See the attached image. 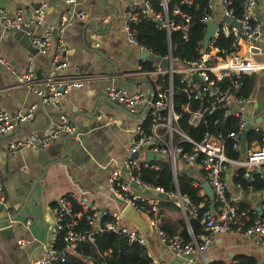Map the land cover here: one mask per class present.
<instances>
[{
	"label": "crops",
	"instance_id": "0c3cea01",
	"mask_svg": "<svg viewBox=\"0 0 264 264\" xmlns=\"http://www.w3.org/2000/svg\"><path fill=\"white\" fill-rule=\"evenodd\" d=\"M145 1L78 0L71 4L67 0H0V8L7 9L13 16L20 13L27 23V28L11 31L0 24V56L16 71L23 73L31 67L40 80L75 77L84 73L97 77L83 88L71 90L55 106L41 103L36 94L19 86L16 76L0 66V111L15 114L37 105L32 121L22 124L8 135H0V185L3 187L0 208L8 200L0 212V219L21 211L31 185L40 179L48 166L44 179L34 188L19 219L0 224V264H34L45 258L46 250L52 244L51 230L58 199L63 194H74L103 213L122 215L126 204L113 196L108 179L112 171L130 157L134 130L146 118V115L142 116L146 105L132 113L124 106L111 102L106 89L115 86L126 89L129 94L141 91L150 98L149 79L137 74L138 68L144 66L145 62L143 49L130 43L124 28V14L129 6L143 5ZM43 5L52 10L38 26L35 10ZM81 12L86 14L85 20L74 19L64 29L56 27L61 14L64 17ZM256 17L260 36L255 41L253 57L264 64V0H258ZM228 18L223 0H212L211 21L221 26L228 23ZM27 32L41 37L50 34L54 40L52 49L48 53L38 51L32 46ZM58 43L66 47L60 59L56 57ZM241 50L245 55L244 43ZM252 77L255 82L250 97L246 98L245 111L247 117L255 120L253 129L259 128L264 137V69ZM102 116L103 119L100 118ZM108 116L113 117V122L107 119ZM62 119L78 125L79 134L75 137L64 134L50 146L41 149L9 151L12 141L42 135ZM194 169L200 171V176L203 175L200 167L195 166ZM238 169L230 165L224 174L231 188L230 196L236 200V205L245 201L252 210H258L264 204V189L245 193L235 186ZM255 171L262 173L261 169H254L251 175ZM137 214L138 222L122 217L126 223L146 235L147 248L156 261L188 264L185 258L176 255L152 233L148 215ZM175 216L179 217L180 214L176 213ZM20 240L26 241L23 248L18 245ZM217 252L225 256L223 260H229L234 254H242L261 261L264 259V239L258 243L254 236L246 235L245 231L226 235L220 237L209 252L211 263L219 261L214 259ZM165 256L167 258L163 259Z\"/></svg>",
	"mask_w": 264,
	"mask_h": 264
},
{
	"label": "built area",
	"instance_id": "2783aa9c",
	"mask_svg": "<svg viewBox=\"0 0 264 264\" xmlns=\"http://www.w3.org/2000/svg\"><path fill=\"white\" fill-rule=\"evenodd\" d=\"M69 3H76L78 0H67ZM171 0H159L163 7L162 13H156L150 0L140 4H132L124 14V28L127 32L130 43L143 48L138 40L136 31L133 29L141 21L152 17L162 24L160 28L166 29L169 34L173 30L182 31L184 36L189 31L191 17L188 14H182L178 4H174V15H182V20L175 24L170 21L168 10ZM197 0H182V3L193 5ZM232 0H223L224 11L235 25L225 23L217 29L213 39L210 41L208 48L202 50L200 57L189 61L184 69H177L172 53L165 59L171 60L172 68L164 69L159 63H152L151 69L144 66L138 68L137 74L146 77L153 83H158L162 75H169L170 86L166 91L159 89L158 99L151 105L147 114H150L152 126L148 131L143 124L138 125L134 130L133 139L130 146V157L125 160L122 166L112 171L108 179V187L113 196L118 201H123L126 205L134 206L140 213H144L150 217V228L152 233L157 235L159 240L171 249L179 257L185 258L188 264H208L209 252L220 237L240 233L245 231L246 235L254 236L257 242L264 239V204L261 207L262 212L253 210V213L247 211L238 212L236 200L230 196V185L224 179V174L230 165L246 169V178L251 179V171L261 169L264 172V139L262 143L253 142L251 147L247 145L245 156L240 160L230 158L226 151V144L221 134H213L206 132L201 140H194L177 127L180 116L174 111V86L173 75H183L181 80L182 88L189 98L195 97L206 98V106L203 110L190 112L188 124L197 128L205 122L207 116L215 110L221 109L226 117L234 116L238 119V131L229 135L233 141L232 149L241 152V137L243 131L248 124L247 114L245 111L246 98L236 97L234 90L239 89L244 75H252L264 69V64L255 60L254 47L255 41L260 36V25L256 17V8L258 0H244L242 15L238 17L232 8ZM142 6L144 8H142ZM209 8H212V0H209ZM52 8L48 6H40L35 10L36 25H41L46 14ZM86 19V14L72 13L61 19V29H64L73 20ZM202 21L206 24L211 22V11H208ZM0 24L8 31L20 30L27 28L25 19L17 13L13 16L5 9L0 8ZM63 30H61L62 32ZM32 46L41 53H48L53 45L54 40L50 34L43 37L36 35L34 32H27ZM224 37L232 41V52L228 53L216 44V39ZM245 44V55H242L241 45ZM149 51V50H148ZM66 52L63 43L56 46L57 59L62 58ZM153 54L151 51H149ZM0 66L12 73L18 79L19 86L32 91L41 100V103L57 105L60 99L73 89L83 88L89 81L97 79L96 75L80 74L75 77H64L50 80H40L34 70L29 67L25 72L16 71L3 57L0 56ZM230 79L233 87L225 88L221 82ZM160 88V87H159ZM108 99L119 105L124 106L128 111L134 113L140 106L146 105L150 98L143 92L129 94L124 88L110 86L106 89ZM37 105H33L26 111H18L15 114L0 111V135L5 136L14 131L22 124L32 121L35 117ZM188 111V107H185ZM103 119V116L100 117ZM107 119L113 122V117L108 116ZM77 131L76 125L67 119H62L59 123L52 125L42 135H33L27 139L12 141L9 144L10 152H17L21 149H41L50 146L62 135H73ZM256 131H260L256 128ZM180 135L182 139L192 144V151L185 152L184 149L175 145L174 135ZM152 152L155 155L164 154L170 163L174 178L178 179V161L187 166V171L194 169L198 159L201 160V170L205 177L200 176V171L196 169L195 181L193 186L199 189L200 194H207L204 189V182H208L215 196V206L209 210L200 213V207L195 206L193 202L180 194H177L178 206L181 207L184 215L189 210L193 217L201 218L205 233L193 238L192 242L186 243L180 236L172 235L165 232L159 227V211L161 207V198L163 194L168 193L159 187L143 183L137 172L143 164L146 168L158 170L157 165H152L147 160V153ZM138 154V158L134 159V155ZM143 155V157L141 156ZM141 156V157H140ZM126 174L130 179L126 178ZM198 177H202L200 181ZM131 181H136L143 186L150 194L139 191L131 185ZM242 189L241 186H238ZM208 195V194H207ZM3 196V187L0 185V199ZM77 202L82 206L83 212L90 213L88 220L91 226H94L92 232H79L73 229L74 224L65 226L64 220L72 217H81L83 212L75 213L72 209L73 202ZM185 202V205L183 204ZM201 207H203L201 205ZM105 213L98 208L83 201L74 194H63L58 199V207L56 209V218L52 227V244L46 250V256L43 260L34 264H55L66 261L68 255L73 253L79 243L86 241H95L96 236L103 232H111L119 237L127 240L129 244H139L147 247V237L133 225L126 223L120 213L110 214L113 219L107 223L105 228H101L100 220ZM253 216L255 219H253ZM69 229L64 237V249L59 251L56 243L60 238L63 230ZM25 240L18 241L20 247H24ZM148 254L152 257L148 250ZM207 257V258H206ZM153 258V257H152ZM264 260V259H263ZM153 264H165L156 261L153 258Z\"/></svg>",
	"mask_w": 264,
	"mask_h": 264
},
{
	"label": "trees",
	"instance_id": "16d2710c",
	"mask_svg": "<svg viewBox=\"0 0 264 264\" xmlns=\"http://www.w3.org/2000/svg\"><path fill=\"white\" fill-rule=\"evenodd\" d=\"M152 8L156 13H162L163 7L160 5L159 0H150ZM232 8L235 14L240 17L242 15V6L244 0H232ZM178 4L182 14H188L191 17L190 28L186 37L182 31L173 30L171 34L166 29L160 28L157 21L152 17L141 21L133 29L136 31L137 40L139 44L151 51L154 55L161 59H165L171 53L174 58L177 59L182 65L187 66L189 61L200 57L204 47V37L207 30V24L202 21L204 15L211 11L209 8V0H197L193 5H187L182 3V0H171L169 3L168 15L170 21L178 24L182 20V15H174L173 6ZM216 44L221 49L226 50L228 53L232 52V41L230 39L219 37L216 39ZM144 66L146 69H151L152 63L145 61ZM252 75H244L240 88L234 90L236 97L247 98L254 86V78ZM184 79L183 75H173L174 86V111L180 118L177 122V127L194 140H201L206 132L213 134H221L225 140L226 151L230 158L234 160H240L245 155L241 152H236L232 149L233 141L229 138V135L238 131V119L234 116L226 117L221 109L215 110L212 114H209L204 123L199 127L194 128L188 124L190 112H196L203 110L206 104V98L195 97L189 98L181 89V80ZM154 91L155 101L158 99L159 89L166 91L170 86L169 75H162L159 78L158 83H153L149 80ZM221 84L225 88H232L233 84L230 79H225ZM160 87V88H159ZM188 107V111H185V107ZM143 126L150 131L152 126V120L150 114L146 115ZM263 135L261 132L252 129L249 132L247 138V144L250 145L253 142L262 143ZM175 145L181 146L185 152L192 151V144L184 141L180 135H174ZM152 165H157L158 170L146 168L143 164L140 170L137 172L139 179L146 184H150L154 187L164 189L167 193V197L161 198V207L159 211V227L167 233L180 236L186 243L192 242L193 238H197L199 235L205 233L204 226L201 223V218L193 217L188 210L186 215H182L181 208L176 203L175 195L180 194L183 197L189 198L195 206L200 207V213L212 208L211 201L207 194L201 195L199 189L193 186L195 177L192 176L189 171H184L181 175L178 174L177 182L174 178V174L171 165L168 161L150 162ZM195 166H201V160L198 159ZM203 174V173H202ZM246 169L239 168L237 170V176L234 179L235 186H241V188L249 193L256 189H264V172L259 173L255 171L251 175V179L246 178ZM202 177H205L203 174ZM203 205V207H201ZM238 212L247 211L253 213L252 208L247 202L242 201L237 205ZM58 207V205H57ZM72 209L75 213L83 212V208L77 202H73ZM176 213L180 216L176 217ZM105 213L100 220L101 228H105L107 223H110L113 219ZM90 213L84 211L81 217H72L64 220L65 226L74 224L73 229L79 232H92L94 226H91L88 220ZM264 217V215H262ZM253 219L255 217L253 216ZM69 229L65 228L56 243V248L62 251L65 247L64 237ZM260 260L253 256H247L237 254L229 258V260L212 261L211 264H259ZM153 258L148 254V248L139 244H129V242L118 235L111 232L99 233L96 236L95 241H86L79 243L78 247L73 253L68 255L66 261H62L55 264H153Z\"/></svg>",
	"mask_w": 264,
	"mask_h": 264
},
{
	"label": "water",
	"instance_id": "95a60500",
	"mask_svg": "<svg viewBox=\"0 0 264 264\" xmlns=\"http://www.w3.org/2000/svg\"><path fill=\"white\" fill-rule=\"evenodd\" d=\"M61 19H62V14L60 15L59 17V20L56 24V27L59 28L60 25H61ZM228 23H230L231 25H235L236 26V23L235 21H231V19L228 18ZM157 24L158 25H161L162 23L160 21H157ZM219 28V25L216 24L215 22L211 21L207 24V30H206V34H205V37H204V47L205 48H208L209 46V43L210 41L213 39L217 29ZM142 58L145 60V61H148L150 63H159L160 66L164 69H171L172 68V62L171 60H168V59H161L159 57H157L156 55L154 54H151L148 50L146 49H143L142 51ZM155 100V91L151 85V92H150V100L149 102L146 104L145 106V109L142 113V116H145L147 111L149 110V108L151 107V105L153 104ZM116 105H119L117 103H114ZM247 121H248V124L246 126V129L243 131L242 133V137H241V153L243 155L246 154V151H247V138H248V135H249V132L254 128L255 126V120L253 117H247ZM77 128V131L75 132V134L71 135V137H75L79 134V131H80V127L77 125L76 126ZM138 154L134 155V159H137L138 158ZM147 160L149 162H152L154 160H157V161H167V157L166 155L164 154H157L155 155L154 153L152 152H148L147 153ZM47 169H48V166L45 168L42 176L40 177V179H38L36 182H34L32 185H31V189L29 191V194L27 195V198H26V201H25V204L24 206L22 207L21 211H19L17 214L13 215V216H10V217H7V218H4V219H0V224H6V223H9V222H12V221H16L19 219V217L23 214V212L25 211L27 205H28V201H29V198L32 194V192L34 191V188L36 187V185L42 181V179H44L45 175H46V172H47ZM189 173L191 175H194L196 174V171L194 169H190L189 170ZM126 178L129 180L130 177L128 174H126ZM198 179L201 181L202 180V177H198ZM131 185L133 187H135L136 189H138L139 191H142V192H145L147 194H150L149 191H146L144 189L143 186L139 185L136 181H131ZM204 189L206 191V193L208 194L209 196V199L211 201V205L212 207L215 206V196H214V192L212 190V188L210 187L209 183L208 182H204ZM162 197H167L166 194H163ZM176 201H178V198H176ZM8 202V200L4 201L3 202V206H1L0 208V212H2L5 208V204ZM121 202L122 204H124L123 201H119ZM183 204L185 205V202L183 201ZM259 212H262V208L259 207ZM137 212H139L134 206L132 205H126V207L124 208L123 210V217L126 218V219H131L135 222H138L139 221V218H138V214ZM207 258V257H206ZM207 262L208 264L211 263V260L207 258ZM259 264H264V260H261L259 262Z\"/></svg>",
	"mask_w": 264,
	"mask_h": 264
},
{
	"label": "rangeland",
	"instance_id": "374dc122",
	"mask_svg": "<svg viewBox=\"0 0 264 264\" xmlns=\"http://www.w3.org/2000/svg\"><path fill=\"white\" fill-rule=\"evenodd\" d=\"M176 64V67L177 68H184L182 67V65L180 64L179 65V62H175ZM181 66V67H180ZM185 169L187 170V166L183 163H181L180 161H178V170H179V174L181 175ZM175 197H177V195H175ZM177 203V202H176ZM179 205V204H178ZM181 213L182 215L184 214L183 211L181 210ZM170 254L172 253L171 251H168ZM163 259L164 258H167L166 256L165 257H162ZM212 258V257H211ZM225 258V256H223L221 253L217 252L216 256H214V259H217V260H223ZM167 263V262H166Z\"/></svg>",
	"mask_w": 264,
	"mask_h": 264
}]
</instances>
